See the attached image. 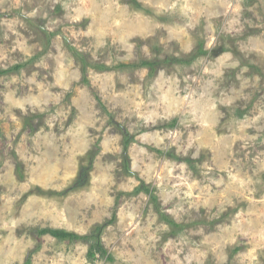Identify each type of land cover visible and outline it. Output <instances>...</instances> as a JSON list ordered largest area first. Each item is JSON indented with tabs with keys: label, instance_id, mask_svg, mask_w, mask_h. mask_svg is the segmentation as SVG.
Instances as JSON below:
<instances>
[{
	"label": "rangeland",
	"instance_id": "obj_1",
	"mask_svg": "<svg viewBox=\"0 0 264 264\" xmlns=\"http://www.w3.org/2000/svg\"><path fill=\"white\" fill-rule=\"evenodd\" d=\"M0 71V264H264V0H0Z\"/></svg>",
	"mask_w": 264,
	"mask_h": 264
},
{
	"label": "trees",
	"instance_id": "obj_2",
	"mask_svg": "<svg viewBox=\"0 0 264 264\" xmlns=\"http://www.w3.org/2000/svg\"><path fill=\"white\" fill-rule=\"evenodd\" d=\"M202 45L200 46L198 52H202L203 50L201 49ZM144 65H148L150 66L151 70L154 71L155 70V63L154 62H145ZM103 65H100V67H102ZM2 72V71H0ZM125 137H126V140H125V144H124V149L125 151L127 150L131 140H132V137L131 135L125 131ZM127 159V158H126ZM127 162V161H126ZM89 168H85L82 170V173H81V179L79 180L78 183L82 184L85 177H86V172L88 171ZM142 188V187H141ZM149 190V189H147ZM104 228V225H97L95 227V229L93 230L92 232V235H80L78 233H75V232H71V231H67L65 229H55V228H44V229H41L39 231V234L40 235H43V234H50L60 240H68V241H75V240H80V239H87V238H90V237H97L99 235H101V231L103 230ZM99 239V238H98ZM97 252H100V253H103V254H107V250L104 248V246L101 244V241L99 240L97 242V244L93 245L89 251V257H95L96 256V253ZM24 264H31V258H28L27 261L24 263Z\"/></svg>",
	"mask_w": 264,
	"mask_h": 264
}]
</instances>
